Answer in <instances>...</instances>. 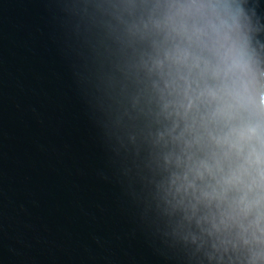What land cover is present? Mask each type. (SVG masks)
Masks as SVG:
<instances>
[{"label":"water","instance_id":"95a60500","mask_svg":"<svg viewBox=\"0 0 264 264\" xmlns=\"http://www.w3.org/2000/svg\"><path fill=\"white\" fill-rule=\"evenodd\" d=\"M192 3L0 0V264H264Z\"/></svg>","mask_w":264,"mask_h":264},{"label":"clouds","instance_id":"9594fccd","mask_svg":"<svg viewBox=\"0 0 264 264\" xmlns=\"http://www.w3.org/2000/svg\"><path fill=\"white\" fill-rule=\"evenodd\" d=\"M187 7L205 17L202 26L193 27L192 35L215 57L211 72L219 84L207 89V95L218 101L216 115L227 120L237 113L248 116L230 128L223 142L241 159L232 179L244 183L246 177L248 190L260 193L253 202L259 206L264 204V71L251 47L245 13L228 0L207 4L193 0Z\"/></svg>","mask_w":264,"mask_h":264}]
</instances>
